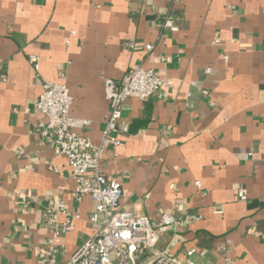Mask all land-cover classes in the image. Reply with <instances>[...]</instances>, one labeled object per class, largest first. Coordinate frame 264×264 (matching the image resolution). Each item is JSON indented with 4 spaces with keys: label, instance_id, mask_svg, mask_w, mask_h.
Returning a JSON list of instances; mask_svg holds the SVG:
<instances>
[{
    "label": "crops",
    "instance_id": "1",
    "mask_svg": "<svg viewBox=\"0 0 264 264\" xmlns=\"http://www.w3.org/2000/svg\"><path fill=\"white\" fill-rule=\"evenodd\" d=\"M169 3L0 0V264H38L51 199L79 215L56 239L58 264L97 228L96 203L73 197L68 159L40 127L44 81L67 85L70 114L91 121L79 133L99 143L105 80L138 64L174 86L124 103L121 144L102 165L121 183V204L153 224L175 215L158 247L180 258L195 248L196 264H264V0H182L177 32L159 27Z\"/></svg>",
    "mask_w": 264,
    "mask_h": 264
},
{
    "label": "built area",
    "instance_id": "2",
    "mask_svg": "<svg viewBox=\"0 0 264 264\" xmlns=\"http://www.w3.org/2000/svg\"><path fill=\"white\" fill-rule=\"evenodd\" d=\"M181 2L170 0L167 12L159 22L161 31L180 30L175 6ZM72 33L75 34V31ZM214 43L219 45L221 40L215 38ZM154 48L152 43L146 45L149 52ZM30 60L38 69V57L32 56ZM211 71L212 67H206V74ZM173 86L172 79L163 78L153 68H145L141 64L127 69L121 81L107 78L105 95L110 113L104 122L101 140L94 143L88 136L79 133L80 129L90 126L91 121L70 114L73 98L67 85L44 81L43 90L35 101V109L46 118L40 122V127L46 139L54 144L56 154L68 159L76 181L73 197L80 201L89 196L96 203L90 217V221L97 226L95 232L64 264H196L192 259L195 248L187 250L186 257L180 258L158 247L161 235L179 224L175 215L163 214L159 222L153 224L148 215L127 209L121 204V183L102 168L106 150L121 144L118 133L121 131L125 101L132 97L145 100L161 89ZM55 171L58 172V169ZM196 185L200 187L201 183L197 181ZM237 197L247 200V188L239 189ZM44 216L51 235L39 249L38 264H58V256L63 250L56 239L74 230V220L79 215L71 212L65 201L51 199Z\"/></svg>",
    "mask_w": 264,
    "mask_h": 264
}]
</instances>
